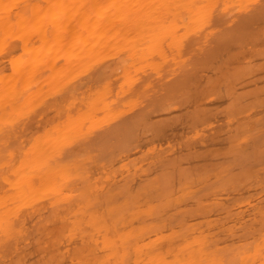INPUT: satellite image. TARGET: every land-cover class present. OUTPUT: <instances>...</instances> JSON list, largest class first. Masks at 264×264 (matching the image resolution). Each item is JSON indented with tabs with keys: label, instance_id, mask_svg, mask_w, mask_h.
I'll list each match as a JSON object with an SVG mask.
<instances>
[{
	"label": "bare ground",
	"instance_id": "bare-ground-1",
	"mask_svg": "<svg viewBox=\"0 0 264 264\" xmlns=\"http://www.w3.org/2000/svg\"><path fill=\"white\" fill-rule=\"evenodd\" d=\"M254 2V0H0V262L264 264L263 229L262 232H258L260 235L255 238L256 240L249 237L251 244L248 240L238 241L237 245L233 242L228 243L231 244L229 246L231 251L228 250V245L222 247L221 245L218 247L217 243L209 245L208 238L201 234L203 231L199 230L197 221H193L199 213L208 210L210 213L212 211L210 206L213 207V204L219 201L215 200L213 203L214 197H211L214 195L211 188L214 186L211 187V184L218 183L219 180L224 181V177L221 178L217 173L220 171H212L210 177L204 169L202 175H198L197 171L193 172L187 167L183 170L178 168V172L175 171L176 176L173 175V178H177L173 184L169 170L167 173L166 169L162 172L157 169L161 176L158 178L161 180L163 177L162 183L157 185L156 179L145 175L149 169L148 164L144 173L141 171L143 165L139 170L140 164L144 161L138 163L140 172L136 169L137 164L135 165L137 161L139 162L136 156L140 154L144 157L147 152L148 157H153L148 153L150 148L146 146L147 150H139V145L142 149L145 145L138 140L136 141L139 144L133 143L135 142L133 122L138 124L145 119L140 120L143 117L140 116V112L136 113L135 108L137 109L140 101L148 98L144 97L145 93L148 94L155 83L156 89L161 87L165 91L163 85L167 80L169 81L166 83L167 87L175 83H171L173 79L178 81V78L171 79L167 76L171 81L165 77L161 85L164 74L160 71H169L173 77L175 69L186 68L187 65L189 68L192 62H197L191 59L192 54H195L194 50L198 48L201 51V48H206L211 37L225 33L224 28L231 32L234 21L236 35L250 34L252 31L254 33L255 30L259 32L261 29L259 27L264 26V23L262 21L261 23L259 18L250 16V12L253 11L250 5L258 4L257 9H261L262 6ZM233 7L235 18L231 16L232 12L230 13ZM226 8H230L229 17L218 15V10L222 12V9ZM238 8L239 12L240 9L244 12L236 18L235 11L238 12L236 10ZM225 11L228 12L227 9ZM214 15L217 16L216 20ZM262 18L260 17V20ZM220 26H223V30ZM220 30L223 32L220 33ZM192 38H195L197 45L191 44L185 49L184 42L188 39L193 40ZM235 44L237 43L234 42L232 46H235L236 50ZM210 46L212 45L209 44L208 47ZM248 52L246 55H249ZM187 57H191L189 58L191 61L186 63ZM88 64H99L97 72L91 73L93 71L91 70L87 77L78 80L84 76L86 69L83 75L81 71ZM217 68L216 66V70ZM179 70L181 72V69ZM159 73L163 78L160 76L159 81H151V77L159 76ZM229 75L228 71L226 77L229 78ZM184 76L185 74L179 80L184 79ZM176 77H179L178 73ZM230 78L226 80L232 81ZM189 79H187L191 82L189 85L182 80L183 84L178 86L183 85L184 88V84L186 87L194 84L193 89L196 90V83L192 77ZM209 79L208 82L214 84L216 79ZM220 81L223 82L222 79ZM241 81L245 82L246 78ZM150 83L152 86H149ZM201 83L198 85L201 86ZM256 83L253 82L255 87ZM215 84L217 85V80ZM135 86H139L136 91ZM148 87L151 89L147 90ZM186 87L187 92L189 88L186 90ZM198 90L203 93L200 88L196 90L200 92ZM179 91L176 92L177 96L183 90ZM191 94L188 96L191 97ZM56 95L59 98L54 101L57 97L52 98ZM164 97L166 103L170 96L162 98L165 99ZM46 98L51 102H48L50 103V106L47 105L48 109L51 113L54 111L57 116L41 110V115L50 114L54 119L49 121L47 119L44 122L43 120L49 117L44 116L43 119L36 112L35 114L38 113L41 117L36 122L34 112L41 108L45 109L43 104ZM140 98L143 99L139 100ZM168 102L170 106L171 102ZM140 105L139 107L143 104ZM133 109L135 116L133 113L130 114L134 112ZM126 113L131 115V119L129 115L131 121L125 122L124 119L128 118ZM30 115L32 118L35 116L33 119L30 118L31 123L34 119L36 123L34 121L32 124L29 123ZM136 117L138 122L135 120ZM25 118L27 122L29 120V124L25 125L30 133L24 130L29 133L27 138H25L27 133L18 129L24 125V122L20 124ZM143 122L148 124V120ZM107 124L116 126L113 128L110 126L112 129L109 131L110 128L106 130L102 127ZM151 125L152 122H149L148 126ZM97 128H102L103 132H98ZM96 133L102 136L101 138L99 136V142ZM138 134L136 138H140ZM96 142L99 143L97 149ZM106 144L109 149L103 151L107 147H104ZM137 145L139 149L134 153L136 155H133L134 150L131 152L125 150L126 153L123 154L124 149L131 147L134 149ZM171 164H174L172 160ZM178 165L180 166L179 163ZM181 166L184 167L183 164ZM141 172L145 175L142 179L139 178L142 176ZM195 175L200 178L194 179ZM226 180L225 178L224 182ZM203 191L212 196L202 194ZM218 203L220 208L226 206L222 205L224 202ZM177 215L183 217L190 215L188 218H193L187 220L184 217L177 223L179 217ZM171 216H177L175 225L169 221ZM196 226L199 231H194ZM177 235L181 238L177 239ZM18 244L25 247L24 250L18 249L19 251L26 254L28 250L29 252L32 250L34 254L27 253L29 255L27 257H23L24 252L22 256L21 253L17 254ZM222 250L228 252L224 253ZM16 256L26 259L18 260L19 257Z\"/></svg>",
	"mask_w": 264,
	"mask_h": 264
},
{
	"label": "rangeland",
	"instance_id": "rangeland-1",
	"mask_svg": "<svg viewBox=\"0 0 264 264\" xmlns=\"http://www.w3.org/2000/svg\"><path fill=\"white\" fill-rule=\"evenodd\" d=\"M254 1H255L254 3H256V4L259 3L263 8L260 6L261 9H257L256 6H258V4L256 6L251 4L250 8L253 11L250 12V16H254L255 19L259 18V21L260 22L262 21L264 23V4H263L264 0H258L257 2H256V0H254ZM226 9L228 10V12L225 11ZM226 9L225 10L222 9V12L225 11L224 13H222L221 10H220V12H221L220 13L218 10L217 11L218 15H221V16L224 15V17H226V16L229 17V9L228 8H226ZM233 10H234V7L232 10L230 9V13ZM236 10H238V12L235 11L236 12L235 16H237L236 18H238L240 16V14H242V12H244V11L240 9V12H239V8ZM248 11H249V9H248ZM255 11L258 13H256ZM233 14H234V12H232V15L231 14L230 15L233 17ZM216 15H214V20H216V18H217ZM259 16L261 18L262 17L263 18L260 20ZM232 17H231V20L233 18H235V17H233V18ZM261 23H258V25H260ZM232 26H233L232 27L233 31L231 30V32L227 28H224V30H223L222 29L223 26H220L221 29L223 31H225V33L222 30H220V33L222 31L223 34L220 35L218 33L216 36L211 37L208 40L207 46H205L206 48H201L202 49L201 51L198 48L194 50L195 54H192V58L191 57H189V58L195 59V60H197V62H194V63L192 62V64L190 63L191 66L193 65V67H191V66L189 67L190 69L188 68V65L186 67V68H188V70L186 68H183V67L177 68L174 70V73H173L174 76L173 77L170 75L169 71H163L162 70V71H160V73L163 72L162 74H164V76L159 73L160 74V75L158 74L159 76L156 75V76L151 77V81L152 80H158L159 81L160 78L164 77L161 85L164 83V81H165L164 79L167 76H170L171 79L172 78H175V79L178 78V81L177 80L175 81L174 79L171 81V79L169 77H167V79L168 78L170 79L171 83H174V82L175 83L172 86L169 87V85H168V87H167L166 83L169 82L167 80L166 83H164L165 85H163L165 87L162 86L165 91H163V89L161 87L156 89L157 84L155 83V86H153L152 89H151V87L147 88V90L149 88L151 89L150 91H148V94L150 92L149 95L145 93L144 97L148 96V98L147 99L140 98L139 100L143 99L144 102H143V100H142L143 103L141 101L140 102L138 101L139 104L137 102V104H138L137 106L133 105L134 107L135 106L137 107V109L135 108V111H137L136 113L137 114L141 113L140 116H142L143 118H141L139 115H137V117H140L141 118L140 120H142L144 118H145L144 119L145 121L148 120V124H147L146 122H143L144 120L139 121L138 118L136 117V119H135V120H137L136 122H138V121L139 122H138V124L133 122V133H134L133 135H135V136H133V141L135 140V142H133V143L136 145V143L140 142V143H143L145 146L142 149L139 145V148H140L139 149L138 145H137V148L133 149L131 147L129 149L128 148L124 149L123 150L124 152L122 151L123 154H125L126 153L125 150H127V152L128 151L131 152L134 150L133 155H136L134 153L137 152L138 149L139 150H147L148 148H150V149H148V153L151 154V157L152 156L154 157V158L152 157L153 160L156 159L157 162L154 160V162L156 164L153 162L152 158H150V157H148V155H146L147 152L145 151L146 153L145 152H144L145 154L143 153L144 157H141L142 154H140L141 156L139 155L140 157L136 156V159L138 158L139 162L137 161L135 163V165L137 164L136 169L138 170V163L140 164L141 162L144 161L143 164H140L141 167L139 166L140 167L139 170H141L142 165H143V169L141 171L144 173L146 170V166L148 164L147 169L149 168L150 170L149 169H148L149 171L146 170L145 175L148 174L150 177L156 179L157 185H160V183H162L161 180L163 179V177H162V179L160 180L161 176L158 174L159 170H157V169H160L161 170L160 172H162V170L164 171L165 169H166L165 172H167V173H169V171H170L171 179H173V184H174V182H176L175 180H177V178H175V177H174L175 179L173 178V175L175 174V176H176V172H178V168L183 170V169H186L185 167H187L188 170H191L193 172L197 171L196 173L198 175H202L201 173H203V169H204V172L207 171V173H208L207 175H209L210 177L212 175V171H214V170L220 171V173L219 172H217V173L220 174L221 178L224 177L223 178L224 181H225V178L227 180H226V182H224V181L221 182L219 180L218 183L216 182L215 184L214 183L211 184V187H213V186L214 187L211 188L212 190L210 188H208V189H209V191L210 190L212 191V193H213L212 195H214V196H212L211 194H208V195L212 196L211 198L214 197L213 203L215 200H217V201L219 200L218 202H221V204L224 202L222 205H224V206L226 205V206L223 208L221 206V208H220L218 202H217V204L212 203L213 207L210 206V208H212V211L210 213L208 210V212L206 211L205 213H199L198 215H196L197 217H195V218H193V217L188 218L190 215L186 216V217L184 216V217L187 220H191V218H193L194 219L193 221H197L198 225L197 224L196 225L198 227H200L199 230H201V232L203 231V233H201V234L206 236V238H208L207 240H208L209 245L215 244V243L218 244V245L216 244L218 247H220V245H221V247L224 245H228V247H227L228 250L231 249V247H229L231 244H228V243L233 242V244H235L236 242L238 243V241L243 242V240L244 241L248 240L250 242H248V241L247 242L251 244L250 239L253 238L252 240H254L255 238H258V235H260V233H258V232H260V231L262 232L264 230V210H263V208H264V70L263 71L261 70L262 68L264 69V26H262V24H261L262 27H259V29L261 28L259 32L258 31L256 32V30H255L254 33H252L253 32L252 31L250 34H238V35L235 34V30H236L235 21H234V24ZM230 29H231V27H230ZM226 31L230 32V33L227 34ZM260 35H263V36L261 37ZM192 39L193 40L188 39L184 42V48L185 49H188L189 45H191V44L194 46L197 45L195 38H192ZM196 39H198V38H196ZM199 40H197V42ZM228 41L229 42L232 41L230 43L231 45L229 44ZM234 42L237 43V44H235L236 50H235V46H232V44ZM216 43L217 44L219 43L218 44L219 46L216 45ZM209 44L212 46L208 47ZM220 44L223 46H221ZM226 44L228 46L233 47V48L228 47ZM244 46H245V48H244ZM214 47L216 48L215 50L217 52L214 50ZM246 48H247V50H246ZM231 49H233L232 50L233 52L232 51L230 52ZM249 49L251 50V53H250ZM247 52L249 55H246ZM235 53H236V55H235ZM227 54H229V55H227ZM240 56H242V57H240ZM189 58L187 57L186 63L191 61V59H189ZM235 58H237V59H235ZM233 61H234V63H233ZM246 61H250V62L247 63ZM246 63L248 64L247 66H246ZM219 64L221 67L219 66ZM242 64H244V65H242ZM216 66L218 67L217 70L219 68H221V69H219L217 71ZM237 66L239 68H236ZM98 67H99V64H97V65L88 64V65L84 66L82 71H81L82 75H83L85 69H86V72L84 73V76H81L80 78H78V80L87 77L91 70H93L91 73L97 72ZM204 67L207 69L206 71H205ZM228 67L231 69L229 70ZM212 68H213V70H212ZM179 69H181V72ZM172 71H170V72L172 73ZM211 71L215 74L213 75V73ZM228 71H229V74L231 75V76L229 75V78L230 77L233 78V79L230 78V80H232V81L226 80V79H229L228 77H226V74L228 76ZM200 72L202 75L200 74ZM225 72H227V73H225ZM177 73H178L179 77H176ZM195 73L198 76H196ZM197 73H199V74H197ZM220 73H221V75H220ZM183 74H185V76L187 75L186 77H188V76H189V78L192 77V80L194 81V83H196L197 86H199L200 83L202 82L201 83L202 85L199 87L195 86V89L200 88L203 91V93L200 90H198L200 92H197L196 91L197 89L194 90L193 89L194 84H192L191 87L188 86L189 85L188 83H191V82H189V80H190L189 78H187V79H189V80H187L186 77L184 76L183 77L184 79L179 80V78L181 76H183ZM245 74L248 76H245ZM209 76H211V77H209ZM242 76H244V77L242 78ZM157 77H158V79H156ZM153 78H155V79H153ZM209 78L216 79L217 85L215 84L216 80H215L214 84L211 85L210 84L211 81L208 82V80H210ZM235 78H237V79H235ZM241 78L244 80L246 78V81L249 80L248 83L246 81H245L246 83L244 81L242 83ZM219 79L220 80L222 79L223 82L220 81ZM234 79L236 80L237 84H236ZM182 80H185L184 83L188 84L187 87L189 89L186 87V84H184L186 87V90L188 89L187 92L185 91V87L182 88L183 85H182V87L178 86V85L183 84ZM199 81H200V83H198ZM218 81H219V84H218ZM250 81H252V83ZM160 82H161V80H160ZM160 82H158V83H160ZM220 82H222V83H220ZM232 82H233V84L234 83L235 84L233 85ZM253 82L254 83L257 82L256 83L257 87H255L256 85L254 86ZM152 83H150L149 86H152L151 85ZM171 83H170V85H171ZM207 83H209V84H207ZM205 84L209 85V86L207 87ZM213 85H216L217 87L216 86L214 87ZM210 86H212V88H210ZM135 87H136V89H135ZM135 87H134V89L136 91L139 86H135ZM179 87L183 91L180 90ZM154 88H155V90H154ZM191 88L193 89V92H191L192 91ZM174 89H176V90H174ZM147 90H146V92H147ZM217 90H218V92H217ZM178 91L179 92L182 91V93H179V95L177 96L176 92H178ZM194 92H196V93H194ZM167 93H169V95ZM188 93L189 94L192 93L191 97L193 99H191V97L188 96L189 95ZM209 93H210V95H209ZM232 93H233V95H232ZM165 94H167V95H165ZM163 96H167V98H168V96H170L168 101H170L171 103L174 102V104L171 105V103H170V106H168L169 102L166 101V103H165L166 97H164L165 99H163L162 98ZM48 97L50 98V96H48ZM56 97H57V95L55 97H53L52 99H54ZM58 98L59 97L54 99V101L55 100L57 101ZM189 98L192 101L191 100L189 101L188 100ZM196 98H199V99L197 100ZM194 99H196V101ZM45 100H44L45 102L43 104L45 109H43V108L38 109L37 111L34 112V114L36 112H38L39 115H41V113H42V112H40L41 110H44L47 113H49V112L51 113V110L48 109L49 107L47 106L51 103L50 99L47 100V98H46ZM54 101H52V102L54 103ZM48 102H50V103H48ZM167 102H168V104H167ZM133 103L136 104V102H133ZM214 104H215V106H214ZM139 105L141 107H139ZM143 106L144 107L146 106V107L144 108ZM46 109H48V110H46ZM132 111H134V109ZM135 111L130 112V114L133 113V116H135V114H134ZM38 113L35 114L37 121H36V119H34V120L36 122H38V119L40 120V118H41V117H39ZM52 113H51L52 115L57 116V114H54V111ZM34 114L32 113V115H34ZM44 114L41 115L43 117V119H44V116H45V118L46 117L50 118V119L49 118L44 119L43 120L44 122L47 119H48L47 121L54 119V116L52 118V117H50L51 116L50 114L48 116H46V114L45 115ZM126 114H128V113H126ZM130 114L126 115V116H128V118L126 116H124L125 114L123 115L124 118L126 117L128 119V120H126V118H125L124 119L125 122H128L131 119ZM32 115H30V117H29V120H30V122L28 120L29 123H31V120L33 118H35V116L32 118L31 117ZM129 115H130V119H129ZM133 116H132V118H134ZM30 118H32V119H30ZM114 120H116V119H114ZM124 120L122 119V121H124ZM33 121H32V123L35 122V121L34 122ZM28 122L26 121V118H25V119H23V121L21 122L20 125H22V123L24 125H25V123L29 124ZM39 122H41V121H39ZM116 122L118 123V121H115V123ZM149 122H152L151 126H148ZM108 123H111V122L108 121ZM112 123H114V121ZM112 123H111V125H112ZM116 124L115 125L113 124V126L115 127ZM24 125H22V126H24ZM111 125L107 124V125H103L102 127L106 128V130H107L110 128ZM22 126L18 127V129H20L21 132L25 130V131L30 133V130H28L26 128L27 125H25V127H22ZM113 126H111V127L113 128ZM40 128H42V127H40ZM112 128H110L109 131ZM97 129H99L98 132H100V133L103 132L102 128H97ZM42 130H44V129H42ZM154 130H155V132H154ZM25 131L23 133H27ZM31 131H33V130H31ZM161 131H163V132H161ZM156 132H157V134H156ZM29 133L25 134L26 135L25 138L28 137ZM100 133H99V135H97V133H96V135L98 137V142H99V136H100V138L102 137L100 135ZM137 134L140 136L141 139L138 137L136 138ZM144 134H146V135H144ZM148 134H150V135H148ZM93 137H91L90 139H92ZM136 140H138V142ZM92 141H93V139H92ZM96 141H97V139H96ZM94 143H92V144H94ZM143 144H141V146ZM149 144H151V145H149ZM95 145H93V147L95 146L97 149V145H99V143H97ZM105 146H107V144L104 145V147ZM146 146H148V148ZM89 147L90 146H88V148ZM93 147H91V149H93ZM107 148L109 149V147L107 146L106 148H104L103 151H106L105 149H107ZM102 149H103V147H102ZM156 154H157V156H155ZM158 154H160V155H158ZM100 155L98 157H100ZM173 159H175L176 161ZM162 160L164 161V164H166V166H164ZM169 160H170V162H169ZM171 160H172V163H174V164H171ZM158 162H159V164H157ZM175 162H177V163H175ZM133 163H134V161H133ZM178 163L180 164V166L183 164L184 167L183 168H182V166L180 167L178 165ZM186 163H187V165H186ZM175 164H177V165H175ZM106 166L108 167L107 164H106ZM169 166H171V168ZM161 167L163 169H161ZM172 167H173V169H172ZM147 171H148V173H147ZM150 171H151V173H150ZM142 172H141V175H142ZM171 172H175V173L172 174ZM186 172H189V171L186 170ZM114 173H113V175L116 174V173L115 174ZM170 174H168V175H170ZM116 175L118 177V174H116ZM145 175H142V176L139 175L140 176L139 178L142 179V177L144 178ZM177 175H178V173H177ZM133 176H134V174H133ZM135 176H137V175H135ZM155 176H157V177H155ZM158 176H160V177L158 178ZM136 178H138V177H136ZM146 178H148V177H146ZM192 178H193V176H192ZM196 178L198 180L200 178V176L198 177L195 175L194 179H196ZM159 180H160V182H159ZM133 181H136V180H133ZM196 182H194V183H196ZM242 186H243V188H242ZM205 191H203V193L202 192L201 193L208 196ZM209 191L207 190V193ZM201 193H200V195L202 196ZM239 195H241V196H239ZM224 199L227 201H225ZM189 202H191V201H189ZM215 204H216V206H215ZM227 213L230 214L229 215L230 217L228 216ZM231 213H233V214H231ZM177 216H179V215H177ZM177 216H175V217L177 218ZM226 216H228V217H226ZM175 217L171 216L170 220H169V221H172L171 224H173V225L176 224V218ZM184 217L179 216L177 218V223H178V220L179 221L183 220ZM171 218H172V220H171ZM207 221H210L211 223H209V222L207 223ZM197 226L194 228V231H196V230L199 231L198 229H196ZM202 227H203V229H202ZM249 237H250V239H249ZM180 238L181 237L179 235H177V239H180ZM212 239H214V240H212ZM223 239H225L226 241H224ZM227 240H228V242H227ZM22 242L23 241H21V243ZM17 243L18 242H16V244ZM237 243H236V245H237ZM22 244L24 245V243H22ZM22 244H18V246H17L18 248L16 250V253L17 254L21 253V256H22V252H24V251L21 252L19 250H20V248H22V249L25 248ZM31 248H32V246H31ZM224 249H226V247H224ZM30 251L33 253L32 250H30ZM222 251L224 253L228 252L227 250H222ZM231 251H232V249H231ZM31 252H29V250H28L27 253L31 254ZM26 254L24 252L23 257L29 256L28 254L27 255ZM16 257L18 258L19 256H16ZM21 259L25 260L26 258H21ZM21 259H20V257L18 258V260H21ZM8 262L10 263V261H8ZM9 263H6V261L0 262V264H9ZM10 264H12V263H10Z\"/></svg>",
	"mask_w": 264,
	"mask_h": 264
}]
</instances>
